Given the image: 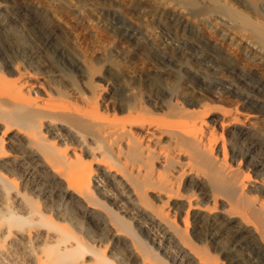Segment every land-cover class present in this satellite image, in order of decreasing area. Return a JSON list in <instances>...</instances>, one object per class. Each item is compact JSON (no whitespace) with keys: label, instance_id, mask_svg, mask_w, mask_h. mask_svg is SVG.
<instances>
[{"label":"bare ground","instance_id":"1","mask_svg":"<svg viewBox=\"0 0 264 264\" xmlns=\"http://www.w3.org/2000/svg\"><path fill=\"white\" fill-rule=\"evenodd\" d=\"M99 1L189 11L264 98V0ZM61 2L0 0V264H264V107L108 60Z\"/></svg>","mask_w":264,"mask_h":264},{"label":"rangeland","instance_id":"2","mask_svg":"<svg viewBox=\"0 0 264 264\" xmlns=\"http://www.w3.org/2000/svg\"><path fill=\"white\" fill-rule=\"evenodd\" d=\"M48 1L58 3L62 0ZM63 1H66V3H61L68 4L70 7L67 6L70 9L73 7L72 10L80 11L82 13L81 18H83V16H88L87 19L85 17L82 19V22L84 21L83 24L86 26L92 23V27L95 28L94 32L97 34V32L100 31L98 35H100L101 38L103 37L108 44H112V46L109 45L108 47V44L104 42V45L108 48V50H106V56L109 58H107L108 60L113 61L115 58L114 56H117L116 54H118L119 51L120 53L125 51L124 53L127 52L133 56L135 59L134 61L138 60L141 62L140 64H144L143 67L149 69L155 68L156 70L165 71V73L170 75H166L168 84L170 82V87L174 85L173 87L177 88L178 85L181 87L184 84L189 83L188 85H190L193 82L191 86L195 85L192 87L196 89H207L209 87L216 92H225L235 101L237 99V101L248 103L252 108L257 105L264 107V98H260L259 96L255 97L251 91L254 81L247 76L238 75L234 67L230 68L221 63L220 53L212 48L206 40L204 41V39L201 38V34L207 32V27L203 26V28H201V26H193V21L195 22L197 19H193V15L188 13L189 11L185 12L183 8L177 10L181 12V14L184 11V19H189V21L186 20L183 25L177 24L176 21L169 16L153 15L154 13L150 12L145 7H142L143 9L141 7L133 9L126 5H108L105 7L99 0ZM220 1L224 2L226 0ZM16 2H18V0H16ZM227 3H232L231 5L234 4L235 7L242 9L239 5L240 3H236V1L227 0ZM16 28L14 31H17L16 33L19 39L22 38L24 40L23 42L28 44V47L36 48L34 42H32V37L26 34L19 26ZM83 31L84 30H82V32ZM101 34L104 35L102 36ZM230 48V53L233 54L232 57H236L238 62L242 58L243 60L246 58L245 51H243L242 47H235V45H233V47L231 46ZM112 56L113 59H110ZM97 64L98 63H96V67L101 65ZM69 75L74 80L75 76L72 71L69 72ZM176 88L173 89L177 91ZM208 104L211 106L215 105V103L213 104L211 102ZM252 108L250 107L248 110L253 111ZM255 116L259 120L262 118L257 113H255ZM261 121H264V118H262ZM247 254L249 257V252H242L241 255L244 257L241 256V258L247 259ZM218 258L220 261L223 260L220 256Z\"/></svg>","mask_w":264,"mask_h":264}]
</instances>
